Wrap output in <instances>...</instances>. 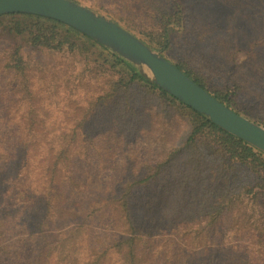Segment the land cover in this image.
I'll use <instances>...</instances> for the list:
<instances>
[{
    "label": "rangeland",
    "instance_id": "374dc122",
    "mask_svg": "<svg viewBox=\"0 0 264 264\" xmlns=\"http://www.w3.org/2000/svg\"><path fill=\"white\" fill-rule=\"evenodd\" d=\"M73 1L109 17L145 41L150 35L161 38L170 18L177 25L178 18L184 16L182 25L170 27L175 29L166 56L201 79L212 92L229 94L237 111L264 126V0ZM17 57L29 63L25 71L14 68ZM105 64L87 52L33 50L26 40L0 28V192L4 180H9L6 168L9 167L11 176L17 174L22 160L9 166L7 160L15 149L20 153L17 141L28 135L26 125L32 120L45 123V127L38 128L37 136H79L74 149L77 166L84 172L90 171L98 188L106 190L111 182L124 176L123 171L130 173V169H140L146 177L150 176L163 159V134L150 135L144 129L123 132L124 107L100 103V98L110 93V81L119 80L122 75ZM131 93L140 96L144 92L136 87ZM117 97L122 100L124 94L119 92ZM177 127L172 142L184 141L189 133L185 124ZM122 136H126L127 142H123ZM207 156H212L209 151ZM203 166L206 191L223 185L222 180L215 182L212 176H235L230 184L233 191L217 203L222 208L215 209L214 205L212 209L222 214L225 204H230L221 225L213 230L221 237L199 247H188L189 236L184 230L158 236L153 264H180V256L187 249L210 262L215 251L218 255L222 248H233L237 262L264 264V170L224 167L218 157L212 163L191 164L187 170L192 174L195 167ZM95 193L103 194L97 190ZM105 212L109 210L103 209L102 213ZM57 215L58 223L37 234H25L13 224V231L5 235L7 254L1 255L4 250L0 251V264H13L15 258L16 262L34 260L46 248L53 255L52 264H69L71 261L63 255L68 250L75 253L73 259L83 256L80 264H84L90 260L91 249L102 247L97 238L111 233L106 227L90 226L80 238L76 252L70 237L80 222L72 205ZM11 224L8 221V226ZM217 259L222 261L221 257ZM113 263L118 264L115 258Z\"/></svg>",
    "mask_w": 264,
    "mask_h": 264
},
{
    "label": "trees",
    "instance_id": "16d2710c",
    "mask_svg": "<svg viewBox=\"0 0 264 264\" xmlns=\"http://www.w3.org/2000/svg\"><path fill=\"white\" fill-rule=\"evenodd\" d=\"M178 21L176 25L170 18L161 38L150 35L148 41H145L137 35L136 37L171 61L166 56L171 50V33L177 26L182 25L184 16H180ZM172 25L175 28H170ZM4 27L11 35L26 40L33 50L47 48L55 52L67 49L72 53L87 52L120 72L121 78L110 81V93L100 98V103L104 102L107 107L110 104H121L124 107V118L121 121L123 132L132 133L134 130L144 129L150 135L163 134V159L151 171L150 176L146 177L136 168L130 169V173L123 171L124 176L111 182L103 190L96 187L91 180L90 171L84 172V169L77 166L78 155L74 149L79 136H37L38 128L45 127V123L32 120L26 125L28 135L17 141L20 153L15 149V153L7 160L8 166L20 159L22 161L19 162L17 174L13 176L6 166L8 169L6 168L5 174H9V180H4L0 192V251L4 250L1 255L7 254L5 235L13 231V224L25 234H37L39 230L45 232L54 223H58L60 215L57 214L67 205H72L74 216L80 222L70 237L76 252L85 230L94 225L111 230V233L97 238L102 247L91 249L90 260L84 264H114V258L118 264H153L157 257V237L178 230H184L188 234L189 242L184 240L188 247H199L221 237V234L213 230L221 225L230 204H225L222 214L212 209L214 205L215 209L222 208L217 203L222 197L226 199L229 192L233 191L230 184L231 178L235 179V176L232 173L219 178L217 175L212 176L215 182L222 180L223 185L206 191L204 166L201 169L195 167L192 174L187 166L212 163L213 158L218 157L224 167L244 166L256 172L264 170V153L215 126L137 75L102 46L66 25L38 16L8 15L0 18V28ZM172 63L230 109L253 120L233 107L229 94L212 92L192 72L182 65ZM28 65L22 57H17L14 68L22 72ZM136 87L141 88L144 93L140 96L132 95L131 92ZM119 92L124 94L122 100L117 97ZM182 124L189 127V133L184 141L172 142L174 133L178 130L177 126ZM122 138L123 142H127L126 136ZM206 150L211 153V157L207 156ZM96 190L103 194L96 195ZM103 209L109 210V213H102ZM8 221L12 223L11 226H8ZM215 252L208 262L206 257L197 258L187 249L184 255L181 254L178 263L252 264L248 261L237 262L233 248H222L218 255V250ZM39 254L34 260L19 258L16 262L15 258L13 264H52L50 260L53 255L49 248ZM74 254L70 250L63 253L71 261L69 264H80L84 261L83 256L73 259ZM10 255L13 256L14 253Z\"/></svg>",
    "mask_w": 264,
    "mask_h": 264
},
{
    "label": "water",
    "instance_id": "95a60500",
    "mask_svg": "<svg viewBox=\"0 0 264 264\" xmlns=\"http://www.w3.org/2000/svg\"><path fill=\"white\" fill-rule=\"evenodd\" d=\"M8 15L43 17L80 32L186 107L264 153V126L230 109L109 17L73 0H0V17Z\"/></svg>",
    "mask_w": 264,
    "mask_h": 264
}]
</instances>
